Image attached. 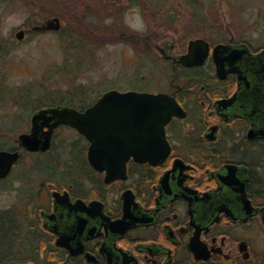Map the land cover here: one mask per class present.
Wrapping results in <instances>:
<instances>
[{"label": "flooded vegetation", "instance_id": "1", "mask_svg": "<svg viewBox=\"0 0 264 264\" xmlns=\"http://www.w3.org/2000/svg\"><path fill=\"white\" fill-rule=\"evenodd\" d=\"M220 44L229 47L215 51ZM154 45L171 67L164 89L129 81L127 89L107 91L165 94L177 102L163 127L165 143L153 129L143 143L156 159L129 154L107 182V171L89 163V139L64 124L51 130L46 151H28L19 138L1 149L20 158L0 183L26 157L39 156L30 168L36 180L19 179L23 186L38 181L39 190L32 198L25 189L28 204L20 206L19 196L0 206V264H264V47L232 38L209 42L203 64L186 66L179 60L188 47L174 54V43ZM107 91L33 115L58 107L84 112ZM64 130L74 135L64 138ZM8 185L1 189L8 192Z\"/></svg>", "mask_w": 264, "mask_h": 264}, {"label": "rangeland", "instance_id": "2", "mask_svg": "<svg viewBox=\"0 0 264 264\" xmlns=\"http://www.w3.org/2000/svg\"><path fill=\"white\" fill-rule=\"evenodd\" d=\"M188 1L162 0L163 11L171 2L176 11L182 10L180 19L170 25L157 13L153 16L154 10L142 1L0 0V50L7 53L0 57V150L15 147L36 108L48 105L51 98L69 93L66 101L78 106L81 100H96L107 89H127L129 81L152 92L164 89L171 67L155 49L161 40L176 44L174 54L198 38L212 44L232 38L264 47V0H199L197 10L208 19L200 13L197 22ZM52 17L60 18V31H41L23 42L17 40L19 30L30 32ZM85 23L102 35H83L80 25ZM70 132L64 130V138L74 135ZM36 158L26 157L11 179L0 183V206L14 204L19 196L20 206L30 203L29 198L22 201L26 190L36 197L38 181L26 184L27 188L21 183L22 178L38 177L30 172ZM6 184L11 187L8 192L3 190Z\"/></svg>", "mask_w": 264, "mask_h": 264}, {"label": "water", "instance_id": "3", "mask_svg": "<svg viewBox=\"0 0 264 264\" xmlns=\"http://www.w3.org/2000/svg\"><path fill=\"white\" fill-rule=\"evenodd\" d=\"M61 28L60 18L52 17L41 25L34 26L32 31L58 32ZM25 35L24 30H19L15 36L21 41ZM228 47L220 44L216 46L215 51ZM242 52L247 53V51ZM208 54L209 42L201 38L193 39L189 41L187 54L182 56L179 62L186 66L201 65ZM126 106L128 110L135 111L134 116L130 115L127 118L120 112ZM176 106H178L177 102L165 94L120 93L117 90H110L84 112L66 107L38 111L31 118L30 133L21 134L19 140L21 146L28 151H46L51 147V130L60 124L69 125L89 139L91 142L88 153L89 163L99 171L106 170V180L109 182L119 176V166L125 168L129 154H134L136 160L140 162H152L156 159L148 153L151 147H145L143 143L149 139L151 129L155 138L165 143L163 127L171 119L172 114L177 112ZM128 126L130 129L127 133ZM44 127L49 130L40 136L39 132ZM131 139L138 144L137 147L131 145L133 142ZM124 149H130L131 152L122 153ZM19 158L20 153L17 151L0 150V178L9 174Z\"/></svg>", "mask_w": 264, "mask_h": 264}, {"label": "trees", "instance_id": "4", "mask_svg": "<svg viewBox=\"0 0 264 264\" xmlns=\"http://www.w3.org/2000/svg\"><path fill=\"white\" fill-rule=\"evenodd\" d=\"M138 1H142V2H145V3H147L148 4V7L150 8V9H153L154 10V15L153 16H155V14L157 13L158 14V16H161L164 20H168V23L170 24V25H173V24H175L176 22H177V19H180V17H181V14H182V12H180V11H182V10H180L179 8V10L178 11H176L173 7L176 5L175 3H170L169 4V7L166 9V7L164 8V9H166L167 10V12L166 11H163V9H161L162 8V6H163V2H162V0H132V3L131 4H137L138 3ZM188 1V0H187ZM199 0H193V1H188L187 2V6H189L190 7V10H191V13L192 14H194V16H195V21L197 22V18H199V15H200V13H202V12H200V11H198L197 9L198 8H200L199 7V5L197 4V2H198ZM208 1V0H207ZM226 1V0H225ZM131 2V1H130ZM161 2V3H160ZM213 2H216L217 3V1L216 0H213ZM164 4H166V3H164ZM200 5H203V3L202 2H200L199 3ZM179 6H182L183 7V4L182 3H179L178 4ZM181 8V7H180ZM202 15H204L203 17H204V20H206V19H208V17H206V15L204 14V13H202ZM214 17H216V20L219 18L220 19V16H219V13L218 14H216ZM80 28H81V31H82V34L83 35H85V36H89V37H96V36H100V35H102V33H101V31L100 30H98V31H96L95 29L93 30L91 27H90V25H88V24H81L80 25ZM37 33H41V32H35V31H30V32H27L26 33V36H25V38L23 39V40H21L20 42H23L26 38H29V37H31V36H34V35H37ZM121 34H123L122 32H121ZM98 38V37H97ZM128 41H131L132 39H127ZM19 41V40H18ZM132 42V44H136L137 45V43H136V40H132L131 41ZM5 50L4 49H1L0 50V57L3 59L6 55H7V53L6 52H4ZM4 52V53H3ZM3 89V88H2ZM2 93V90L0 89V94ZM71 95V94H70ZM69 95V93H67V95H65V97L64 98H62V97H60V98H58V99H55V98H51V100H53V101H51L48 105H42L41 107L39 106L38 108H36L37 110L38 109H40V108H42V107H44V106H54V105H57V104H68V103H70V102H68V101H70V100H68V97L70 96ZM72 96V95H71ZM66 100H68V101H66ZM41 104V103H40Z\"/></svg>", "mask_w": 264, "mask_h": 264}]
</instances>
